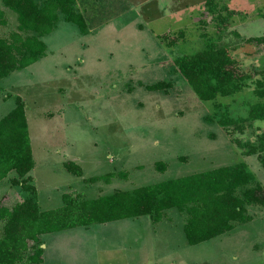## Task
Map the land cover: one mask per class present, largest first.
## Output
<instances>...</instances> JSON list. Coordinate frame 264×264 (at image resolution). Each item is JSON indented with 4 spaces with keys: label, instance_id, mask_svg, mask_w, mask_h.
Returning a JSON list of instances; mask_svg holds the SVG:
<instances>
[{
    "label": "rangeland",
    "instance_id": "rangeland-1",
    "mask_svg": "<svg viewBox=\"0 0 264 264\" xmlns=\"http://www.w3.org/2000/svg\"><path fill=\"white\" fill-rule=\"evenodd\" d=\"M211 1L213 12L207 0H75L86 32L59 16L42 37L44 54L0 79V117L16 96L24 104L28 175L40 209L60 205L62 193L93 198L239 161L264 190V169L234 141H252L264 120L246 121L239 133L205 119L217 116L214 101L244 113V103L257 99L252 86L200 100L174 70V57L211 38L227 45L241 71H264V45L245 41L264 29V0ZM0 8L5 35L15 29L16 14ZM160 80L168 85L145 87ZM66 161L81 173L66 170ZM13 176L0 179L7 206L24 196L10 184ZM246 208L249 221L196 244L185 242L183 216L173 208L155 222L140 215L44 233L42 264H264V209Z\"/></svg>",
    "mask_w": 264,
    "mask_h": 264
},
{
    "label": "trees",
    "instance_id": "trees-1",
    "mask_svg": "<svg viewBox=\"0 0 264 264\" xmlns=\"http://www.w3.org/2000/svg\"><path fill=\"white\" fill-rule=\"evenodd\" d=\"M211 2L207 0V5L213 12ZM0 4L12 10L17 20L15 29L0 34V79L44 54L42 37L56 26L59 16L73 23L80 33L86 32L84 16L75 7V0H0ZM226 13L229 15V11ZM217 16L222 24L224 19L219 13ZM5 23L0 8V26ZM245 41L264 45V29ZM170 43L172 39L166 40V44ZM173 65L200 100L233 95L245 86H252L251 92L257 99L244 103V113H234L228 104L214 101L217 116H205L206 120L214 118L221 127H232L239 133L246 121L264 120V71L258 77L241 71L227 45L210 38L200 49L174 57ZM167 85L160 80L145 87L151 90ZM234 141L243 154H254L264 169V130L255 134L252 141ZM63 165L73 174L81 173L72 161ZM32 166L24 104L16 96L13 107L0 117V179L12 171L14 176L9 182L18 185L24 196L10 206L0 202V264H42L40 236L76 226L140 215H148L155 222L173 208L183 216L185 242L196 244L249 221L247 206L264 209V190L243 161L130 189L114 188L93 198L62 193L60 205L49 209H40L37 204L36 190L28 175ZM156 168L162 170L164 164L156 162ZM109 176L107 173L103 178L107 180Z\"/></svg>",
    "mask_w": 264,
    "mask_h": 264
},
{
    "label": "water",
    "instance_id": "water-1",
    "mask_svg": "<svg viewBox=\"0 0 264 264\" xmlns=\"http://www.w3.org/2000/svg\"><path fill=\"white\" fill-rule=\"evenodd\" d=\"M40 246L42 247L43 245L41 244Z\"/></svg>",
    "mask_w": 264,
    "mask_h": 264
}]
</instances>
